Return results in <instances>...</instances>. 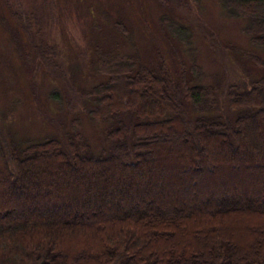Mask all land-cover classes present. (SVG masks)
<instances>
[{"label":"trees","instance_id":"16d2710c","mask_svg":"<svg viewBox=\"0 0 264 264\" xmlns=\"http://www.w3.org/2000/svg\"><path fill=\"white\" fill-rule=\"evenodd\" d=\"M219 1L264 50V0ZM251 57L248 88L99 60L89 115L132 116L99 155L81 139H0V264H264V59Z\"/></svg>","mask_w":264,"mask_h":264},{"label":"rangeland","instance_id":"374dc122","mask_svg":"<svg viewBox=\"0 0 264 264\" xmlns=\"http://www.w3.org/2000/svg\"><path fill=\"white\" fill-rule=\"evenodd\" d=\"M246 22L219 0H0V139L107 149L109 129L132 116L89 115L103 58L134 56L176 81L248 88L261 75L251 56L264 59V50L250 45ZM219 103L220 115L234 116Z\"/></svg>","mask_w":264,"mask_h":264}]
</instances>
